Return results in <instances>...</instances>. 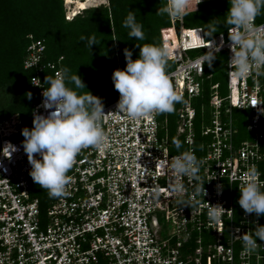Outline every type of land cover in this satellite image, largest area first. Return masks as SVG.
<instances>
[{
	"label": "built area",
	"instance_id": "2783aa9c",
	"mask_svg": "<svg viewBox=\"0 0 264 264\" xmlns=\"http://www.w3.org/2000/svg\"><path fill=\"white\" fill-rule=\"evenodd\" d=\"M179 21V32L173 33L177 47L170 57L176 68L168 73L183 96L177 108L176 137L182 136L186 150L203 161L197 176L177 177L172 172V159L183 151L172 153L177 147L168 133L167 116L166 125L158 121L157 115L133 122L116 112L118 98L103 107L106 116L102 127L109 139L108 149L103 153L90 147L82 149L68 172L71 180L66 186L67 195L54 197L44 206L31 193V166L22 140L16 138L23 129L22 121L13 114L0 120V264H189L193 260L202 264L201 237L196 239L194 254L185 255L183 248L195 230L204 229L216 239L209 244L213 253L207 264L219 256L233 264L237 242L242 243L240 264H264V241L256 239L255 249L263 252L258 251L257 261L252 262L251 250L240 238L251 235L260 220L253 221L254 213H243L239 225L232 223L239 189L249 169L255 167L258 182L264 186V115L258 111L264 105L253 106L264 103V76L252 73L237 78L230 72L231 26L227 32L206 39L202 28H185L183 18ZM255 23L264 24V19L257 21L256 17ZM212 46L218 47L215 55L226 53L228 91L223 96L219 83L210 86V113L202 116L201 136L205 139L198 154L194 101L203 95L207 78L206 63L201 68L198 60ZM193 47L202 50L192 56L188 49ZM45 48L43 41H33L27 47L24 66L40 64ZM48 65L54 69L55 78L61 69H55L53 63ZM32 85L40 89L31 112L33 127L34 114L48 115L51 109L42 106V91L47 86L39 76L32 78ZM234 108L248 112L249 138L239 139ZM34 156L41 158L39 154ZM175 183L182 184L184 191L172 193L170 186ZM218 184L223 185L219 194ZM216 203L225 213L221 222L210 223L207 207ZM162 214L167 223L173 219L171 228L163 225ZM224 217L231 220L227 244L221 242Z\"/></svg>",
	"mask_w": 264,
	"mask_h": 264
},
{
	"label": "clouds",
	"instance_id": "9594fccd",
	"mask_svg": "<svg viewBox=\"0 0 264 264\" xmlns=\"http://www.w3.org/2000/svg\"><path fill=\"white\" fill-rule=\"evenodd\" d=\"M189 5L190 0H166L165 5L159 7L156 12L170 17L173 33L179 32L180 27L176 28L172 18L186 16ZM229 5L223 23L231 26L228 38L232 42V56L227 62L230 72L237 78H247L252 73L256 77L264 76V24L255 23L256 17L264 14V0H229ZM86 8L88 7L79 9L75 16ZM217 23L219 22L205 32V35L211 36ZM122 26L128 29V37L145 39L142 25L136 21L133 11L129 10ZM83 39L84 37H81V40ZM94 43H97L95 37H89L87 46L90 48ZM171 50L162 45H139V55L135 60L131 58V50H123L126 65L123 69L114 70L111 76L114 88L119 93L116 112L126 115L133 122L151 120L158 114L173 112L175 104L183 102V96L175 89L170 73L166 71L168 60H173L170 58ZM188 50L194 53L202 49L193 47ZM216 51L218 47L212 46L202 53L198 60L201 68L205 63L212 67ZM45 81L48 87L42 91L44 99L41 103L45 109L51 111L48 115L34 114L33 127H24L21 130L25 138L22 145L31 166L29 175L33 182L46 189L50 197H62L67 195L66 186L71 180L68 172L72 169L77 154L89 147L100 153L108 149L109 139L102 127L106 114L99 97L90 92L80 94L75 90L86 88L77 74H69L68 68L62 69L55 78L45 77ZM66 82H71L74 88L69 87ZM27 96L31 99V93ZM256 105L264 103L253 106ZM258 111L264 115V108H259ZM173 144L177 148L180 147V141L177 139L173 140ZM172 149L176 150L174 147ZM34 154H39L41 158H35ZM202 163L193 151L186 150L172 159L170 167L177 177H195ZM245 175L248 178L239 189L238 204L246 214L264 215V186L258 182L259 173L253 167ZM222 188L223 185H216L217 194ZM170 191L174 194L181 193L184 188L182 184L175 183L170 186ZM203 192L205 194L204 187ZM224 213L225 209L221 204H208L206 216L210 223L221 222ZM240 238L246 249L254 250L257 247L256 238L264 241V225H258L251 235H242Z\"/></svg>",
	"mask_w": 264,
	"mask_h": 264
},
{
	"label": "trees",
	"instance_id": "16d2710c",
	"mask_svg": "<svg viewBox=\"0 0 264 264\" xmlns=\"http://www.w3.org/2000/svg\"><path fill=\"white\" fill-rule=\"evenodd\" d=\"M165 3L166 0H107L105 4L88 7L83 10V13L67 19L64 0H0V120L17 114L22 121L23 128H32L31 112L34 104L39 100L40 92L39 88L32 85V78L39 76L43 84L48 87L45 77L54 78V69L48 65L50 63L55 65V69L68 68L70 75L77 74L81 78L86 89H75L78 93L88 94L90 92L101 99L103 106L118 99L119 93L114 88L111 76L114 70L125 67L126 60L123 52L125 48L131 50V58L135 60L139 55V45H162L170 50L177 46L171 27V18L166 14L156 12ZM229 7V0H205L200 3L190 0L187 15L182 17L183 25L189 28L201 27L205 35V32L219 22L211 36L205 35L207 39H211L218 33L227 32L230 27L223 23ZM129 10L134 12L136 21L142 25V31L145 33L144 40L127 36L128 29L122 26V22ZM175 25L176 28L180 27L179 18L175 20ZM81 37L84 39L81 40ZM89 37H95L97 42L90 48L87 46ZM37 40L43 41L46 45L40 64L25 67L27 47ZM197 52L198 50L194 51V53ZM174 67V61L169 59L166 71L170 72ZM218 72V69L213 70L205 64L204 76L207 78L204 81V92L194 101L197 108L195 134L198 154L201 152L200 143L205 139L201 136L202 116L208 117L210 113L208 106L210 86L213 83H219V92L223 96L228 91L227 79L223 77L221 80ZM210 74L211 76L208 77ZM66 83L74 88L71 82ZM28 93H31V99L28 98ZM108 100L110 101L105 103ZM177 104L176 108L181 102ZM203 105L204 110H202ZM235 111L238 114L248 115L247 111L241 112L235 108L233 114ZM175 112L177 115V109ZM164 115L165 113L158 114L157 119L166 125L164 119L166 115ZM175 119L177 120L173 115L171 118L172 133L176 130ZM168 123H170L169 120L167 121L169 127ZM246 124L247 121L240 123L241 126ZM16 138L22 141L25 139L21 132L16 135ZM179 138L182 139L181 136ZM172 151L175 150L172 149ZM31 181L32 195L38 197L42 205L47 206L54 197H50L46 189L41 188L33 180ZM243 213H245L244 210L238 203H235L232 220L234 225L240 224ZM257 218L260 220V225H264V215H252L253 221ZM230 224L231 220L224 217V236L221 241L224 244H227L229 238ZM198 237L202 238L203 245L201 262L207 264L208 257L213 253L209 244L216 240L212 232L195 230L184 244L183 252L185 255L194 254L198 245L196 242ZM241 247V242L235 244L233 264L241 262L239 257ZM258 251L263 252L256 249L251 250L250 260L252 262L257 261ZM219 263L230 264L229 261L222 260L220 256L212 258L210 262V264ZM189 264L196 263L193 260Z\"/></svg>",
	"mask_w": 264,
	"mask_h": 264
},
{
	"label": "rangeland",
	"instance_id": "374dc122",
	"mask_svg": "<svg viewBox=\"0 0 264 264\" xmlns=\"http://www.w3.org/2000/svg\"><path fill=\"white\" fill-rule=\"evenodd\" d=\"M74 1H76V0H65V3H66L65 4V9H66L65 17L67 19H69L68 17L71 16L69 14V12L73 11L76 8V6H77ZM106 2H107V0H100V4H102V3L105 4ZM100 4H98V5H100ZM94 6H97V5H94ZM89 7H91V6H89ZM78 12H79V10H78ZM263 19H264V14H262V15H260V16L257 17V21H262ZM206 38H208V37H206ZM191 55L194 56L193 51H191ZM215 57L216 58L214 59V62L212 63L213 64L212 68H213V70H217V69L219 70V72H218L219 78L221 80H223L222 79L223 77L226 78V70H225V66H224V64L226 62V58H227L226 53L224 52L222 54H218ZM109 101L110 100L105 101V103H107ZM177 106H178V104L176 103L175 106H174V111L171 112V113H166V116H167V119L171 123V124L168 123L169 124L168 133H169V136L171 138V141L173 142L174 139H177V140L180 141V147L179 148H176L175 151L176 152H181V151H184L185 148H186L185 145H184V143H183V140L180 139V138L178 139L176 137L174 138V136H175L174 133H175L176 130H174L173 133H172V123H173V121H171V118H173V115H175L176 118H177V115H176V112H175V109H177L176 108ZM236 113H237V111H235V113L233 114V118H234L235 126L237 128H239V125H240L241 122H246L247 121V117L244 114H242V113H240V114H238V113L236 114ZM174 125H176V124H174ZM239 131H240V133H239V139L249 138V134H248V132L246 130V125L245 126H241L240 125ZM161 219H162V221L164 223L163 225H165L166 228H167V226H169L170 228L173 226V219H170L168 221V223H167V220L165 219V217H164L163 214H162V218Z\"/></svg>",
	"mask_w": 264,
	"mask_h": 264
},
{
	"label": "bare ground",
	"instance_id": "6f19581e",
	"mask_svg": "<svg viewBox=\"0 0 264 264\" xmlns=\"http://www.w3.org/2000/svg\"><path fill=\"white\" fill-rule=\"evenodd\" d=\"M74 2L76 3L77 6L73 11L69 12V14L71 15L70 17L76 15L79 9L100 4V0H76Z\"/></svg>",
	"mask_w": 264,
	"mask_h": 264
}]
</instances>
